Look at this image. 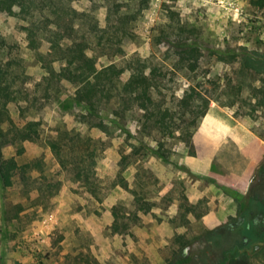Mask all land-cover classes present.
<instances>
[{
    "label": "rangeland",
    "instance_id": "1",
    "mask_svg": "<svg viewBox=\"0 0 264 264\" xmlns=\"http://www.w3.org/2000/svg\"><path fill=\"white\" fill-rule=\"evenodd\" d=\"M29 1L31 14L0 18L5 41L0 65L9 68L22 92L8 105L0 123L9 139L15 125L21 128L40 121L42 140L24 142L21 155L17 145H0V158L15 157L20 165L33 163L26 174L15 175L12 187L0 182V264L203 262L211 247L209 233L238 221L262 172L264 71L251 68L245 55L264 58V0ZM121 17L132 37L126 56L104 55L89 30L111 29L120 25ZM58 27L62 45L85 36L97 47L99 65L139 57L148 71L161 68L166 78L161 94H155L158 101L165 95L171 106L178 105L193 86L210 92L222 104L211 105L233 117L234 131L238 123L253 133V139L237 155L229 136L210 129L212 125L203 126L204 117L188 142L179 133L161 139L169 153L163 159L145 147L156 149L162 135L144 125L142 111L122 118L111 105L101 113L105 128L91 127L82 117L86 110L77 103L72 83L55 82L48 96L44 90L47 71H59L64 63L53 60L59 49L49 52ZM178 39L202 49L196 71L183 69L177 54L167 52L168 43ZM230 49L237 53L235 60L228 54ZM215 119V111H209L207 123ZM59 134L67 140L76 134L82 142L87 140L94 152L90 162L95 194L77 179L76 155L66 150L68 162L62 166L46 144V139ZM74 141L81 149L83 143ZM188 155L211 159L209 174L188 170L184 164ZM221 261L264 264V241Z\"/></svg>",
    "mask_w": 264,
    "mask_h": 264
},
{
    "label": "trees",
    "instance_id": "2",
    "mask_svg": "<svg viewBox=\"0 0 264 264\" xmlns=\"http://www.w3.org/2000/svg\"><path fill=\"white\" fill-rule=\"evenodd\" d=\"M30 4L29 0H0V18L4 15H29L31 11H28L27 6H30ZM17 7H20V11H16ZM123 18L125 19V17H121L120 25L111 29L105 28L101 33L93 32V29L89 30V34L98 39L96 46L106 51L103 53L104 55L116 58H124L126 56V46L129 45L132 37L126 22L122 21ZM61 32L60 27H58L57 32L53 35L54 38L50 41L49 52L53 54L54 51L59 49L58 54L60 55H57L58 57L53 60L64 63L59 71L52 68L47 71L48 76L42 79L46 85L44 90L48 96V89L54 86L55 82L59 84L67 80L72 83L76 87L75 99L77 103L86 110V115L82 117L91 127L105 128L106 124L101 113L111 105L115 106L114 113L122 118L128 112L142 111L144 125H149L162 135L160 140H156V149L144 146L158 157L168 159L169 153L165 151V144L161 139L173 138L179 133L188 142L193 138L199 120L207 115L211 103L216 101L222 105L218 99H214V96L210 95V92L197 91L195 86L184 92L179 99L178 105L171 106L167 102L165 95L161 101H158L155 98V94H161L160 86L166 78L161 68L154 67L148 71L147 63L139 57H132L121 64L112 62L106 65H99L96 53L97 47H92L91 42L87 41L85 36H82L81 39L74 38L70 41V44L64 46L60 41ZM178 40L168 43L167 52L172 51L177 54L178 63L183 69L191 72L196 71L203 55L202 49L195 44L189 43V41ZM4 43L5 41L0 32V48L3 47ZM228 54L234 60L237 58L235 50L230 49ZM245 56L251 68H255L260 72L264 71V58H258L256 53H249ZM127 73L128 77L126 78ZM15 85L16 78L11 76L9 68L0 65L1 121L7 115L8 105L16 101L21 92ZM223 106L230 107L229 105ZM1 123L0 145H3V147L8 145L19 146V155L25 152L24 142H39L42 140L40 121H29L21 128L15 125L11 130L15 133L9 139L1 129ZM125 132L129 133L127 129H125ZM75 139H79L82 142L79 134H76L71 140H67L59 134L57 138H48L45 142L62 166H66L68 162L66 150H71L76 155L77 158L74 161V165L77 168V179L95 194L97 184L92 180L93 166L90 162L94 152L89 151L87 140L82 142V148L80 149L77 146V142L74 141ZM72 141L74 142L72 143ZM84 144L87 147H83ZM32 166L33 163L20 165L15 157L9 159L0 158V182L5 187H12L15 175L17 173L26 174ZM49 187L52 188L53 185ZM56 188L58 190L59 186ZM138 203L140 204V200ZM141 209L149 210L144 209V207H141ZM231 238H233V234L224 232L222 229L211 231L208 240V245L211 247H208V254L202 263L218 264L222 259L234 254L235 251L240 254L239 250L241 247H232ZM250 239L251 243L258 242L257 237L250 236ZM243 248L248 249L250 247ZM198 263L197 261L196 264Z\"/></svg>",
    "mask_w": 264,
    "mask_h": 264
},
{
    "label": "flooded vegetation",
    "instance_id": "3",
    "mask_svg": "<svg viewBox=\"0 0 264 264\" xmlns=\"http://www.w3.org/2000/svg\"><path fill=\"white\" fill-rule=\"evenodd\" d=\"M245 200L246 206L238 221L221 228L222 231L233 234L232 247H241L240 254H242V247H252L256 244L251 243L250 236L257 237V243L264 241V163L259 181L251 187ZM184 253L187 255V250H184ZM196 258L199 259V255ZM218 264H223V262L220 261Z\"/></svg>",
    "mask_w": 264,
    "mask_h": 264
},
{
    "label": "crops",
    "instance_id": "4",
    "mask_svg": "<svg viewBox=\"0 0 264 264\" xmlns=\"http://www.w3.org/2000/svg\"><path fill=\"white\" fill-rule=\"evenodd\" d=\"M209 111H215L216 119L213 123H207L205 116V124L203 126H209L210 129L221 130L223 134L229 136V140L237 146V155L251 142L253 139V133L243 128L237 123V131H234V119L227 115L225 111L217 104L211 105ZM208 111V112H209ZM208 114V113H207ZM238 122V121H237ZM200 142L195 137V145L199 146ZM185 166L193 173L199 176H207L211 170V159L199 156H186L184 160Z\"/></svg>",
    "mask_w": 264,
    "mask_h": 264
}]
</instances>
